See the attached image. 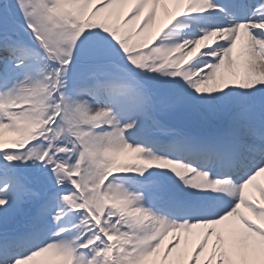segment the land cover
Masks as SVG:
<instances>
[{
  "label": "snow or ice",
  "instance_id": "obj_1",
  "mask_svg": "<svg viewBox=\"0 0 264 264\" xmlns=\"http://www.w3.org/2000/svg\"><path fill=\"white\" fill-rule=\"evenodd\" d=\"M0 264H264V0H0Z\"/></svg>",
  "mask_w": 264,
  "mask_h": 264
}]
</instances>
